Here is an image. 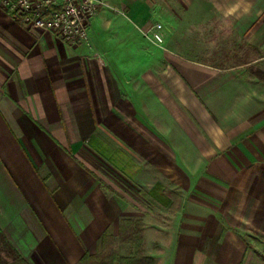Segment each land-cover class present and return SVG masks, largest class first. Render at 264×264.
<instances>
[{"label":"crops","instance_id":"crops-1","mask_svg":"<svg viewBox=\"0 0 264 264\" xmlns=\"http://www.w3.org/2000/svg\"><path fill=\"white\" fill-rule=\"evenodd\" d=\"M185 1L99 12L88 45L0 7V229L20 256L11 264H77L135 217L127 192L148 196L166 181L184 198L173 264H264V0H189L184 12ZM131 18L162 21L165 44Z\"/></svg>","mask_w":264,"mask_h":264},{"label":"rangeland","instance_id":"rangeland-1","mask_svg":"<svg viewBox=\"0 0 264 264\" xmlns=\"http://www.w3.org/2000/svg\"><path fill=\"white\" fill-rule=\"evenodd\" d=\"M102 1H103V4L98 9L95 16L99 12H104V11L107 12L110 10L113 12L126 15L129 9L128 3H134L140 9L142 7L141 12H143V14H146V15H148V10L146 9H150L151 11V9H155L163 5V0H102ZM118 2L126 3L127 5V7H125L126 9L120 10L116 8L117 5L115 4H118ZM170 7L172 9V7H177V5H174L173 3H171ZM190 7H191V4L189 3V0H186L185 3L182 4V11L185 12L186 9L188 10L190 9ZM196 7L197 5H194L193 10H195ZM1 9L3 8L1 7ZM197 9H198V12H204L205 4H198ZM150 21H151V23L149 24L150 27L155 23H162V21L158 20L157 18H153ZM131 22H133L135 25L138 26L139 29H141L140 33L142 34L143 38L148 39L147 37L143 35V31L146 30L147 27L141 26L140 23H138V21L134 19H132ZM192 22L193 21L190 18L187 21H185L183 25L191 24ZM205 23L206 21L204 22L203 27H201V30H199L198 32L199 39L201 40V43L203 45L206 42V36H207V30H205L206 28ZM162 26L164 27L163 23H162ZM162 33H163V42L161 43V45H164L165 44V36H164L165 32L162 31ZM181 33L186 34L184 29H181ZM183 37L184 36H182V38ZM236 40L237 38H233V44L232 46L231 45L230 46L235 49H238V46H237L238 43L236 44ZM89 43H90V40H89ZM217 54L220 55V53H217ZM230 54L234 55L233 56L234 60L239 59V56H238V54H240L239 52L232 51ZM140 99L135 98L134 103H136L137 100H140ZM187 166L188 165H182V167L183 168L185 167L186 169H187ZM182 172H183V176L185 177L189 176L188 174H186L184 169L182 170ZM186 181L188 182V180ZM169 184L170 183L168 181H166L165 184L163 182H158L153 188L149 190V194L147 197H146L145 192H143L144 194L143 195L136 189H133L132 192L126 193V196H127L126 198L128 201H130L131 207L133 209V214L135 215V217H131V218H141L144 222V239H145L144 251H145V254L153 258L155 264H173L174 246H175V243L177 241V236H178L177 235L178 224L175 218H173L175 211L172 210V207L173 206L175 207V205L176 207H178L179 205H181L182 207L184 198L178 191H175V189L170 188ZM168 189L180 195L182 204H180V202L179 204L175 203L174 200L170 196H168L166 192V190ZM125 217H130V216H125ZM116 248H117L118 253L121 255H128L130 252V245L120 243L119 241H117L116 243ZM101 249H102V246H101ZM10 261L11 259L9 258L7 264H11ZM86 264H88V261L86 262Z\"/></svg>","mask_w":264,"mask_h":264},{"label":"built area","instance_id":"built-area-1","mask_svg":"<svg viewBox=\"0 0 264 264\" xmlns=\"http://www.w3.org/2000/svg\"><path fill=\"white\" fill-rule=\"evenodd\" d=\"M102 0H0L9 15H19L27 25L55 31L65 40L89 43V25L102 6ZM151 42H163L162 24L155 23L143 31Z\"/></svg>","mask_w":264,"mask_h":264},{"label":"trees","instance_id":"trees-1","mask_svg":"<svg viewBox=\"0 0 264 264\" xmlns=\"http://www.w3.org/2000/svg\"><path fill=\"white\" fill-rule=\"evenodd\" d=\"M20 17L19 15H15ZM109 190H113L108 187ZM175 203H181V197L171 190H166ZM144 195V194H143ZM147 197V195H146ZM172 210L178 212L181 205L173 206ZM129 244L128 255H121L116 248V241ZM144 222L141 218L122 217L119 221L118 237H114L110 228H107L101 239V251L95 254H85L77 264H155L151 256L144 251ZM264 257V255H263ZM19 259L20 256L12 247L0 229V264H7L8 259Z\"/></svg>","mask_w":264,"mask_h":264}]
</instances>
